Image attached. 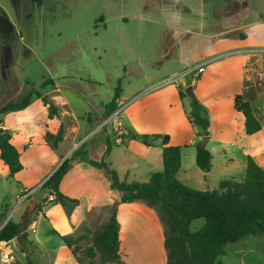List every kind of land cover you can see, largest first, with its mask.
<instances>
[{"label": "rangeland", "instance_id": "rangeland-1", "mask_svg": "<svg viewBox=\"0 0 264 264\" xmlns=\"http://www.w3.org/2000/svg\"><path fill=\"white\" fill-rule=\"evenodd\" d=\"M249 21L254 23L251 41L264 45V0H0V116L4 106L19 102L25 93L41 94L32 97L28 113L35 123L23 114L7 117L5 126L0 122L14 136L23 165L15 177L0 175V217L3 223L11 220L23 226L10 245L14 264H27L30 253L36 264H53L51 256L63 245L58 235L67 221V204L51 201L53 194L44 186L60 157L53 145L62 144L61 151H66L55 169L65 164L64 189L79 178L76 165L88 164L87 158L100 160L110 148L113 154L107 161L113 168L134 173L145 150L138 135L144 134L168 135L171 146L182 147L180 179L191 189L214 191L222 181H244L249 156L264 168V94L258 92L254 101L263 128L248 136L244 115L234 108V95L242 85V62L220 58L233 49V37L249 33L251 27L243 26ZM261 56L252 73L264 85ZM214 59L209 72L193 85L194 95L207 109L213 136L205 144L214 158L205 177L196 163L197 145L204 137H198L188 119L191 79L179 85L160 84ZM224 63L219 78L207 82ZM49 80L54 82L42 88ZM118 89L121 96L114 109ZM125 104L120 118L111 119ZM117 137H125V143H118ZM219 142L229 145L220 147ZM35 189L19 205V198ZM204 226L205 220L199 219L190 230ZM125 232L127 239H138ZM86 238L79 255L92 245V237ZM146 243L150 261H158L153 238ZM217 264H264V234L229 245Z\"/></svg>", "mask_w": 264, "mask_h": 264}, {"label": "trees", "instance_id": "trees-1", "mask_svg": "<svg viewBox=\"0 0 264 264\" xmlns=\"http://www.w3.org/2000/svg\"><path fill=\"white\" fill-rule=\"evenodd\" d=\"M1 53L0 44V60ZM53 82L54 80L45 82L42 88ZM120 92L119 89L116 91L112 101L114 109L118 106ZM189 93L191 101L188 119L198 129L201 138L209 137L211 121L207 109L192 90H189ZM180 95L182 98L185 96L181 89ZM33 96L41 97V94L37 90L25 93L19 102L4 106L1 114L25 110L31 105ZM234 107L245 117L246 135L252 136L262 130L263 125L250 102L245 101L242 96H236ZM139 138L147 147H151L154 140H163L164 170L154 173L148 182L122 180L118 171L107 161L111 148L100 160L86 159L87 163L106 174L112 189L120 193L121 200L113 207L110 219L95 231L91 247L82 255H79V245L87 239L85 236H61L62 242L72 251L78 264H125L121 261L119 253V204L141 202L158 212L164 227L166 264H217L219 259L226 255L229 245L247 237L264 234V168L252 157L247 160L244 181L225 180L220 183L218 190L201 191L187 187L178 179L182 167L181 146H171L168 135H143ZM0 156L11 177L17 176L23 170L21 153L13 144L11 135L2 127ZM196 163L199 169L206 173L213 168L212 154L200 143L197 145ZM64 165L49 177L44 186L56 196L60 204L72 202L79 205L78 200L67 198L60 192L61 183L67 173ZM199 219L205 220V226L197 232H191V224ZM0 224H5L3 216L0 217ZM22 230L21 224L8 221L0 230V246L19 237ZM26 260L27 264H36L32 253L28 254Z\"/></svg>", "mask_w": 264, "mask_h": 264}, {"label": "crops", "instance_id": "crops-1", "mask_svg": "<svg viewBox=\"0 0 264 264\" xmlns=\"http://www.w3.org/2000/svg\"><path fill=\"white\" fill-rule=\"evenodd\" d=\"M260 18L262 19L263 16L260 15ZM243 26L251 27V30H249V33L240 34L237 37H233L234 38L232 39L233 42H231L232 40L230 41L233 45V49H231L228 52V54H224V56L223 55L220 56V58L235 57L241 60L242 75H243L242 85H241L240 91L235 93L236 95H234V99L236 96H242L245 101L250 102L257 115V118L261 121V117L259 116L257 110L254 107L255 106L254 101L257 99L258 92L259 94L261 93L264 94V85L258 84L257 80L259 78L257 79V75L253 74L252 72L256 68V66L261 62V58L263 59L261 54H264V45L260 46L259 44H255L251 41V36H252L251 34L254 32V29H252V27L254 26L253 22H250V21L247 23L245 22L243 23ZM209 61H212V62L207 65V70L203 75L208 73L210 70L209 66L214 65L215 63V59L209 60ZM222 66H223V69H222ZM225 68H226V63L219 66L217 69H215L213 71L212 77H210L209 79L210 81H207V82H209L210 84H213L219 78L221 71L222 70L224 71ZM261 68L264 71V68L263 67ZM261 77H262L261 80L264 82V73L261 74ZM202 82L205 83V80H203ZM194 88L196 89V86L195 87L191 86L189 89L194 92ZM30 108L31 106L20 112L10 113L8 115H2L0 116V122L2 121L4 124V120L7 117L12 116L13 114H15L16 116H20L23 114L25 115L27 119L26 121H29L30 123H35V118L33 117V119H31L28 116ZM24 121L25 119L21 120V122H24ZM121 122H122L121 123L122 129L125 130L124 123L123 121ZM5 129H6V132L9 133L6 127ZM244 130H245V117H244ZM198 132L199 131L197 129V133ZM9 134L11 135L12 142L14 144V136L11 133ZM144 135H147V134H144ZM138 136H143V135H138ZM198 137L201 138L200 136ZM211 140H213V136L212 137L210 136L209 141ZM125 141H126V138L124 137L122 141L120 142V144H124ZM160 141L161 139L154 140L152 142L153 145L151 147H147L145 145V148H144L145 150L143 151L142 157H141V163L138 166H134V170H135L134 173L128 169H126L124 172H119L121 179L127 180L129 182H132V181L148 182L154 173L162 172L164 170V165H163V160H162L163 150H162V144L160 143ZM228 145H229L228 142H223V143L219 142L220 147H226ZM63 146L64 145L60 144L58 147L55 148L54 151L56 153H59L60 157L55 167L49 172L46 178H48L54 173L59 163L63 160V157L65 156V153H66L65 150L63 152L61 151ZM112 154H113V149H111L110 154L108 155L109 158L112 156ZM103 156L104 155H102V158ZM182 162H183V156H182ZM82 165L81 166L76 165V170L78 171L79 178L71 182V185H69L68 189H64V187L62 186L63 183L67 179L66 177H67L68 172L64 176L63 181L61 183L62 185L60 186V192L64 196L72 200L79 201V205H76L72 202L67 203L65 207V211L67 214L66 216L67 221L66 223H64V225H62L63 231L62 232L60 231L61 235H58L60 239H61V236L93 237L95 231L98 228H100L102 225H104L110 219L114 204L119 203L121 200L120 193L112 189L111 181L108 179V177L102 170L96 167H93L89 163L83 165L84 169H82L83 168ZM181 171L182 170H180L178 173V179L184 185H186V183H184L180 179ZM210 172H208L205 175V177L209 175ZM3 173L5 174L9 173V169L7 166H5L0 156V175H2ZM131 173H132V176H130ZM117 218H118L119 226H120V233H119L120 234L119 235L120 236L119 237L120 251L119 253L121 256V261L123 263L125 264H166L167 253H166L165 246H164L165 235H164L163 227L161 226L160 220L158 219L157 215L155 214V212L151 210V208H149V206L141 202H134L130 204H119L117 208ZM137 223L140 224V226L137 227L136 226ZM2 227L3 226H1L0 229ZM53 227L57 229L55 222L53 224ZM124 230H128V234L131 233L133 235L138 236V239L134 240L133 237L131 240H129L130 237L129 239H127V232L123 234ZM38 233L39 231L36 229L35 234L37 235ZM147 238H153V241L155 244V250L157 251L156 257L158 261L151 262L150 259L152 256L146 253V251H148V249L146 248V245L148 243L146 244L144 243L146 242ZM15 243H17V240ZM37 243L40 244L39 246L42 249L41 241L37 240ZM20 247L23 248V246H20ZM51 257H52L53 264H78L72 251L68 249V247L64 245V243L59 249V252L53 253ZM65 260H67L68 262H64Z\"/></svg>", "mask_w": 264, "mask_h": 264}, {"label": "built area", "instance_id": "built-area-1", "mask_svg": "<svg viewBox=\"0 0 264 264\" xmlns=\"http://www.w3.org/2000/svg\"><path fill=\"white\" fill-rule=\"evenodd\" d=\"M212 61H206L203 64H200L196 67H191L187 70H185L184 72L178 74V75H174L172 77H169L165 80H163L160 84V87H165L171 84H177L179 85L183 80H185L186 78H190L191 82L190 84L193 86L196 84V81L206 72L207 70V65L209 63H211ZM128 104H125L124 106H120L115 112L114 114L111 116V119L113 118H117L119 119L121 116V113L123 112V110L126 108ZM122 137H117V142L120 143L122 141ZM35 191H37V189L32 190L31 192L28 193H24L20 198H19V205L23 204L24 202L28 201L30 199V196L32 195V193H34ZM51 201H56V196L52 195L50 197ZM8 222V221H7ZM5 222V224L7 223ZM4 224V225H5ZM3 225V227H4ZM33 233H36V228L33 229ZM11 243L12 242H7V243H2L0 246V252H1V256H0V264H14L15 263V255H14V251L11 248Z\"/></svg>", "mask_w": 264, "mask_h": 264}, {"label": "water", "instance_id": "water-1", "mask_svg": "<svg viewBox=\"0 0 264 264\" xmlns=\"http://www.w3.org/2000/svg\"><path fill=\"white\" fill-rule=\"evenodd\" d=\"M208 141H209V138H208V137H204V138H203V143H202V145L205 146V144L208 143ZM32 212H33V209H32ZM2 228H3V227H2ZM2 228H1V229H2ZM1 229H0V230H1Z\"/></svg>", "mask_w": 264, "mask_h": 264}]
</instances>
